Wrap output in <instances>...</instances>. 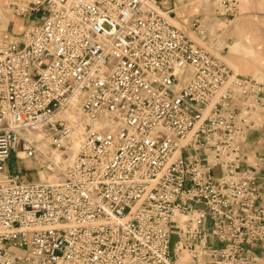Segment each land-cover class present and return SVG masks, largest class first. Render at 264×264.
Instances as JSON below:
<instances>
[{"label":"built area","instance_id":"2783aa9c","mask_svg":"<svg viewBox=\"0 0 264 264\" xmlns=\"http://www.w3.org/2000/svg\"><path fill=\"white\" fill-rule=\"evenodd\" d=\"M2 9L0 264H262L264 179L245 146L264 80L192 37L203 18L178 27L159 0ZM12 156L46 178L11 173Z\"/></svg>","mask_w":264,"mask_h":264},{"label":"rangeland","instance_id":"374dc122","mask_svg":"<svg viewBox=\"0 0 264 264\" xmlns=\"http://www.w3.org/2000/svg\"><path fill=\"white\" fill-rule=\"evenodd\" d=\"M6 1L0 0L1 6ZM212 2L213 0H199L198 6L196 7L198 11L200 6L204 5V11L198 12L197 15L204 17L206 21L205 24L208 30L207 37L203 40L194 34H192V37L215 55L221 57L235 73L252 75L264 80V0L246 1L241 13L230 19L217 16L212 8ZM175 15L176 13L171 15L173 22L178 27L184 28L190 19L187 16L182 17L181 23L174 18ZM10 21L7 31L3 32L5 38L9 33L19 36L24 30V24L19 18L15 17V19ZM6 22L5 20L3 23L4 26L2 27H6ZM238 31L241 32L239 36L237 35ZM244 35H248L250 40H253L254 50L248 52L244 49L242 40H240L238 49L232 52L230 44L235 43L236 40ZM243 42L247 44L245 39H243ZM8 166L11 173L25 175L32 182L38 181V176L42 174H37V168L31 161L18 160L15 156L11 157ZM175 240L176 237L174 236L173 242ZM18 255L22 256L23 253L19 252ZM183 262L184 260H181L179 264H183Z\"/></svg>","mask_w":264,"mask_h":264},{"label":"crops","instance_id":"0c3cea01","mask_svg":"<svg viewBox=\"0 0 264 264\" xmlns=\"http://www.w3.org/2000/svg\"><path fill=\"white\" fill-rule=\"evenodd\" d=\"M198 1L199 0H159L160 7L162 10L169 12L170 15L176 13L175 19L178 22L182 23V17H188L190 20L187 21L186 26L184 27L187 28L189 22L195 18L194 16L197 15L198 12L204 11V5H201L199 10L197 11V6H198ZM248 0H241L240 4V13L243 8L244 3ZM212 8L214 9V5L212 2ZM179 11V12H176ZM172 17V16H171ZM200 17V16H196ZM11 18V17H10ZM201 18L204 17L201 16ZM15 19L14 16H12L11 20ZM205 21V20H204ZM16 22V20H15ZM206 22V21H205ZM206 25V24H205ZM241 34L240 31H238L237 35L239 36ZM7 39L11 40H17L19 39V36L12 35V34H7L6 36ZM243 39H245L247 44L243 42ZM242 40V46L244 49H246L248 52L254 50V46L252 44V39L247 36H243L239 38L238 40L235 41V43H231V50L232 52L236 51L239 46V41ZM257 119L259 120V126L251 129L248 132V138L245 146L246 150V167L257 173L258 176H262L264 179V111L260 110L256 114ZM254 252L260 257L262 264H264V248H255ZM179 264V263H178ZM183 264H185L183 262Z\"/></svg>","mask_w":264,"mask_h":264},{"label":"bare ground","instance_id":"6f19581e","mask_svg":"<svg viewBox=\"0 0 264 264\" xmlns=\"http://www.w3.org/2000/svg\"><path fill=\"white\" fill-rule=\"evenodd\" d=\"M2 11H3V9H2V6H1V2H0V14L2 13ZM172 18V17H171ZM172 20H173V18H172ZM40 177L42 178V179H45L46 178V176L42 173L41 175H40Z\"/></svg>","mask_w":264,"mask_h":264}]
</instances>
